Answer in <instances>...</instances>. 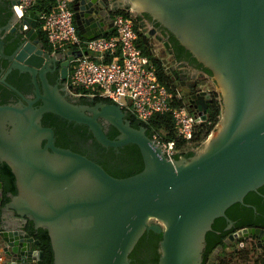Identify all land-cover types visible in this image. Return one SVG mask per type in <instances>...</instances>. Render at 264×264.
Masks as SVG:
<instances>
[{
	"label": "water",
	"instance_id": "obj_1",
	"mask_svg": "<svg viewBox=\"0 0 264 264\" xmlns=\"http://www.w3.org/2000/svg\"><path fill=\"white\" fill-rule=\"evenodd\" d=\"M15 1L9 0L11 14L0 25V57L8 61L0 81L18 95L0 103V162L9 165L16 186L6 203L10 218L0 217L5 262L42 264L38 240L23 229L31 219L35 228L47 230L53 264H127L144 230L161 233L157 264H202L213 219L224 216L229 228L225 209L264 183V0H71L81 36L107 33L109 10L129 7L135 14L147 12L211 70L220 118L191 155L177 158L167 157L143 125L132 126L117 103L92 95L87 96L92 103L78 102L64 83L69 61L82 51L46 49L37 37V13L29 10L14 24ZM151 26L147 34L168 48L162 31ZM5 31L22 34L10 53L3 51ZM56 66L61 83L46 77ZM11 69L28 72L31 92L5 80ZM178 84L189 92L183 81ZM196 94L190 97L203 95V109L192 112L203 124L210 95ZM44 112L85 124L104 147L137 144L143 167L113 176L85 154L56 145L52 127L41 123ZM107 124L118 131L113 138L105 133ZM248 237L264 246L261 227L228 234L230 240Z\"/></svg>",
	"mask_w": 264,
	"mask_h": 264
},
{
	"label": "trees",
	"instance_id": "obj_2",
	"mask_svg": "<svg viewBox=\"0 0 264 264\" xmlns=\"http://www.w3.org/2000/svg\"><path fill=\"white\" fill-rule=\"evenodd\" d=\"M55 6L54 0H36L31 6L30 10H33L38 15L51 11ZM115 11H122L123 9L117 7ZM11 14L9 0H0V25H3L8 20ZM134 20L141 22L144 20L152 24V26L160 29L164 34V38L167 39L173 59L177 61H186L191 65L199 67L208 76L211 75V70L201 62L197 61L191 52L181 45L173 34L162 27L158 21L154 20L147 12H141L134 14ZM37 37L45 46L46 49L51 50V47L47 43L45 33L41 29V23L39 17L35 26ZM111 31V32H110ZM112 30L107 31L109 34ZM79 33V32H78ZM141 36V35H140ZM4 41L3 51L4 53H10L17 44L21 41L20 35L14 36L10 32H4L2 35ZM140 38L136 44L141 48L144 54H147L156 66V72L158 80L162 84H166V80H171L168 72H164L161 61L153 55L148 46ZM69 46L67 42H61L57 45V49ZM4 67L8 66V61L2 59ZM70 69V66H69ZM170 74H172L170 72ZM57 69L48 71L46 77L49 82L53 83L57 80ZM5 80L17 88L22 93L26 94L31 92V82L28 72H20L17 69H11L5 76ZM0 103L5 101L7 94H12L14 97L18 95L4 83L0 82ZM17 95V96H16ZM84 97V96H83ZM95 100H103L112 102L109 98H103L100 96H94ZM15 99L11 100L14 101ZM78 102L92 103L87 99V96L80 98ZM37 101L35 104H38ZM125 111V116L129 119L130 124L134 127L143 125L145 127L146 134L150 137V130L152 127L159 129L166 139L175 138L178 152L173 155L177 158L180 155L189 156L193 153L192 150H187L184 140L177 139L175 134V128L173 119L170 112L159 113L155 112L150 115L147 122L139 120L132 112ZM221 111L220 94L215 89L212 90L210 100L207 104L205 113L206 118L211 120V123L206 122L196 124V128L192 136V145H196L198 141L204 139L210 130L215 126L219 119ZM41 123L43 125L51 126L54 133V143L58 146L68 147L74 151L85 154L87 157L93 159L99 163L108 173L113 176L122 177L134 172L139 171L143 167L142 156L140 150L135 143H126L117 148L111 146L104 147L98 143L92 133L88 130L87 126L82 123H75L73 121L66 120L54 113L44 112L41 116ZM105 133L108 137L113 138L117 133V129L107 124ZM87 138V142H86ZM197 141V143H196ZM1 175L0 179L4 182V188L10 189L11 193L16 192V186L14 182V175L9 165L1 161ZM253 206V207H252ZM225 215L234 222L229 228L225 229L227 224L224 216L215 217L211 223V228L205 233V246L202 253V263L209 258L212 250L217 245L224 244L223 239L226 235L235 229L243 226H257L264 229V183L257 187L256 190H249L243 196L242 202H234L225 209ZM23 229L26 235L32 236L38 240L36 247L42 251V264H53L52 249L49 241V236L46 228L33 226L31 219H27ZM161 238V233H156L152 230H144L138 237L137 241L133 245L132 249L128 253L129 262L127 264H157L159 256L158 241ZM252 246V254L255 264H264V246H257L253 239H249ZM222 247V246H221Z\"/></svg>",
	"mask_w": 264,
	"mask_h": 264
},
{
	"label": "built area",
	"instance_id": "obj_3",
	"mask_svg": "<svg viewBox=\"0 0 264 264\" xmlns=\"http://www.w3.org/2000/svg\"><path fill=\"white\" fill-rule=\"evenodd\" d=\"M35 1L16 0L15 21L21 22ZM70 2L71 0H54L55 6L51 11L38 15L41 29L51 47L50 51L60 50L57 45L61 42L69 43L68 48L82 51L68 63L64 85L70 94L73 97L92 95L110 98L142 122H147L155 112H170L176 138L184 140L187 150L198 146L204 139L198 143L196 141V145L191 144L198 121L186 105L181 86L172 79H167L166 84L160 83L154 62L136 44L150 26L141 24L139 20L135 21V13L129 7L122 8V11L112 9L110 20L113 32L85 38L76 29ZM22 26L26 25L23 23ZM146 44L161 61L164 72H168L170 76L171 70L167 68V62L162 61V57L155 49H151L149 43ZM173 63L180 64L178 61ZM203 90L211 97L213 89L210 83ZM205 122L209 124L211 120L205 118ZM150 134V138L167 157H173L178 152L175 138L166 139L154 127ZM4 262L5 255L0 245V264Z\"/></svg>",
	"mask_w": 264,
	"mask_h": 264
},
{
	"label": "flooded vegetation",
	"instance_id": "obj_4",
	"mask_svg": "<svg viewBox=\"0 0 264 264\" xmlns=\"http://www.w3.org/2000/svg\"><path fill=\"white\" fill-rule=\"evenodd\" d=\"M10 6H11V4H10ZM108 13H109V15H107V16L109 19H111L112 11L110 10ZM17 22L18 21H15L14 24L16 25ZM141 22L143 24L149 23V22H146L144 20H141ZM156 30H157V28H156ZM5 32H10V31H5ZM10 33L13 34V37L20 35V39L22 41V34L21 33H15V32H10ZM143 37L146 40V43L150 44L151 49H155L157 54L160 53L165 58H167L166 59L167 64H168L167 68L169 69V71L171 70V72H172V74L170 75V78L177 83L179 81H183V86L189 88V92L184 91V98H185L186 105H187L188 109L190 111L198 110L201 108L203 109V107H201L202 106L201 100L204 98V96L202 95L200 98H198L196 96L191 98L190 94H192V93L196 94L197 91L203 90L204 86H207V84L209 83L208 79L210 76H208L199 67L191 65L190 63H188L186 61L185 62L184 61H178V62H180V64L175 65V63H173V62H175L177 60L173 59L174 57L171 53L170 47L165 49L162 46V40H157V38L154 36V34H147V32H146L145 34H143ZM2 59L3 58L0 57V76H2L4 70L7 68V66L4 67V64L2 63V61H3ZM55 69H57V73H58L56 81L61 83L62 80L59 79V71H58L59 67L56 66ZM67 71H68V66H67ZM0 97H1V91H0ZM84 97L82 95V96H79V98H77V99L80 100V98H84ZM13 99H15V100L18 99V96L14 97L12 94H7L5 96V101H11ZM209 99H210V97H209ZM208 102H207V104H208ZM84 103H86V102H84ZM205 110H206V108H205ZM86 142H87V138H86ZM0 175H1V167H0ZM11 194H13V193H11L10 189L4 188V182L2 179H0V217H6V216L9 217V215H10L9 214L10 209L6 208V203L9 201ZM234 222L235 221H232V225H234ZM243 227H255V226H243ZM240 228H242V227H240ZM235 230L230 231L228 234L234 232ZM228 234L223 239L224 244H220L222 247H220L217 250V252H215V253H213V250H212L209 258L206 259L204 264H233L232 259H233L235 254L241 255V254L246 253V251H244V250H245V248L248 247V245L247 246H245V245L247 243L250 244L251 241L249 239H252V238L248 237V238H244L243 240H240V239L230 240L228 238ZM253 240L256 243V239H253ZM241 241H243V243L241 246H239L238 243ZM235 247H237L238 250L239 249L243 250L244 252H242V253H240L239 251L235 252L234 250H237V249H234Z\"/></svg>",
	"mask_w": 264,
	"mask_h": 264
},
{
	"label": "crops",
	"instance_id": "obj_5",
	"mask_svg": "<svg viewBox=\"0 0 264 264\" xmlns=\"http://www.w3.org/2000/svg\"><path fill=\"white\" fill-rule=\"evenodd\" d=\"M109 2H110V4H114V0H109ZM110 10H112V9H110ZM109 10V11H110ZM109 21V22H108ZM108 23H109V25H108ZM147 25H149V26H151L150 25V23H147ZM108 26H110L111 27V29L110 30H112V25H111V20L108 18V20H107V22H106V27H108ZM111 32V31H110ZM141 39L144 41V37H143V35H142V37H141ZM145 44H146V42H145ZM147 45V44H146ZM65 48H68V46L67 47H65ZM248 245V247L247 248H245V250L244 251H246V253L245 254H235L234 255V257H233V264H242L243 262L245 263V262H249V264H255L253 261H254V257L252 258V256H253V254H252V246H251V244H249V243H247L245 246H247ZM235 252H240V253H242V252H244L243 250H234ZM248 258H250V260H248ZM243 263V264H244Z\"/></svg>",
	"mask_w": 264,
	"mask_h": 264
},
{
	"label": "rangeland",
	"instance_id": "obj_6",
	"mask_svg": "<svg viewBox=\"0 0 264 264\" xmlns=\"http://www.w3.org/2000/svg\"><path fill=\"white\" fill-rule=\"evenodd\" d=\"M206 79V78H205ZM209 82H210V86H211V88L212 89H216V86H215V84L211 81V79H210V77H209ZM217 90V89H216ZM221 102V101H220ZM219 118H220V114H219ZM252 258H253V256H252ZM248 260H250V258H248ZM244 263V262H243ZM242 263V264H243ZM4 264H7L6 262H4ZM244 264H249V262L247 261V262H245Z\"/></svg>",
	"mask_w": 264,
	"mask_h": 264
},
{
	"label": "clouds",
	"instance_id": "obj_7",
	"mask_svg": "<svg viewBox=\"0 0 264 264\" xmlns=\"http://www.w3.org/2000/svg\"><path fill=\"white\" fill-rule=\"evenodd\" d=\"M50 51V50H49Z\"/></svg>",
	"mask_w": 264,
	"mask_h": 264
}]
</instances>
